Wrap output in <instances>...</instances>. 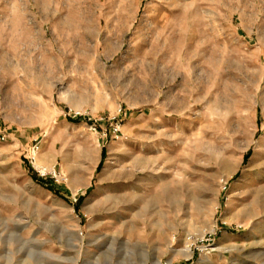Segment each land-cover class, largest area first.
Masks as SVG:
<instances>
[{"label":"rangeland","instance_id":"rangeland-1","mask_svg":"<svg viewBox=\"0 0 264 264\" xmlns=\"http://www.w3.org/2000/svg\"><path fill=\"white\" fill-rule=\"evenodd\" d=\"M0 264H264V0H0Z\"/></svg>","mask_w":264,"mask_h":264},{"label":"trees","instance_id":"trees-1","mask_svg":"<svg viewBox=\"0 0 264 264\" xmlns=\"http://www.w3.org/2000/svg\"><path fill=\"white\" fill-rule=\"evenodd\" d=\"M44 180L45 179H38V181L41 183V184H43V185H46V187H48L49 189H51V190H54L55 192H57L54 188H53V186L52 185H48V184H45V182H44Z\"/></svg>","mask_w":264,"mask_h":264}]
</instances>
